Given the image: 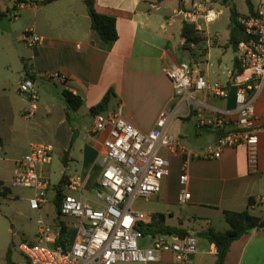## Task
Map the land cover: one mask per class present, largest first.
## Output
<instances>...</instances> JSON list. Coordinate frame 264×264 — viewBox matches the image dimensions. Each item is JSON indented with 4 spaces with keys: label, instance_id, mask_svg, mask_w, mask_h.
Listing matches in <instances>:
<instances>
[{
    "label": "crops",
    "instance_id": "0c3cea01",
    "mask_svg": "<svg viewBox=\"0 0 264 264\" xmlns=\"http://www.w3.org/2000/svg\"><path fill=\"white\" fill-rule=\"evenodd\" d=\"M175 2H171V13H167L166 0H93L96 12L116 20L118 38L106 44L91 28L87 13L90 0H54L50 3L45 0H0V93L6 96L20 94L18 84L25 78L27 67L34 75L35 86L38 82L59 84L82 99L80 108L69 112L66 106L56 104L54 97L47 95L41 104L43 117L40 119L43 120L42 133L47 132L57 141L63 155L67 153L68 164L64 168L69 170L74 166L71 176L63 175L68 180L80 175L85 190H90L100 177L99 172L92 179L106 134L89 135L95 115L92 108L100 104L104 103L100 113L121 105L122 115L142 132L151 131L158 119L165 120L168 131L194 153L217 140V133L198 125L195 107L190 115L184 108L177 110L173 86L164 69L181 62L189 65V60L192 61L190 51H195V47L202 51L194 54L200 60L205 59V68L200 69L202 62H199L198 67L195 65L191 69L200 73L209 84L225 85L233 74L236 51H233L231 68L222 70L219 59L217 71H213L215 65L209 63L210 48H230L226 39L221 43L219 39L204 34L206 42L191 44L189 50H184L183 22L177 12L188 8L193 0ZM28 31L41 38L33 48H27L23 42ZM110 91L112 93L105 100ZM260 94L259 104L258 99L255 103L258 128L264 117V87L258 97ZM192 98L220 110L234 107L233 90L225 100L214 99L205 93L194 94ZM27 106L26 97L19 113L22 114ZM204 115L212 116L209 111ZM53 118L57 119L55 127L51 123ZM85 122L88 126L84 125ZM80 129L85 131L84 137L80 135ZM161 154L169 160L170 173L163 179L161 192L155 198L162 202L165 210L152 214H163L167 225L199 234L207 229L227 230L224 211L247 210L252 216L264 218V130L258 132L255 169L249 168L245 146L225 149L219 159L193 158L185 166L180 157L170 156L164 150ZM51 164L52 161L42 169L47 178ZM77 167L80 174H77ZM183 172L187 176L186 190L190 193V201L180 207L177 194L179 176ZM55 196L54 190L53 205ZM249 198L254 199L251 206L247 202ZM215 225L217 230L213 228ZM215 251L213 245L197 236V252L189 264H214ZM151 264L176 263L172 254L165 253L159 261ZM223 264H264V230L254 228L234 241Z\"/></svg>",
    "mask_w": 264,
    "mask_h": 264
},
{
    "label": "built area",
    "instance_id": "2783aa9c",
    "mask_svg": "<svg viewBox=\"0 0 264 264\" xmlns=\"http://www.w3.org/2000/svg\"><path fill=\"white\" fill-rule=\"evenodd\" d=\"M220 1L193 0L188 8L179 9L177 14L182 22L200 30V22L213 23L221 15V11L214 8ZM252 4L254 15H241L237 19L248 40L237 45L236 60L240 71L232 74L228 83L209 84L185 62L164 69L173 86L177 110L184 108L190 115L195 107L198 125L217 133L216 142L194 153L168 131L163 119H158L151 131L142 132L122 115L121 105L107 113H95L89 135L105 133L106 138L98 157L102 171L89 190L94 195L92 198L84 195L79 177L70 178L66 187L72 194H61L55 216V219L74 221L72 243L67 242L70 226L62 234L58 224L39 219L37 241L21 242L17 246L21 257L17 264H151L165 253L172 254L176 264L190 263L197 252V233L145 236L143 229L153 227L157 217L133 209L132 204L137 199L147 201L161 192L162 181L170 173L169 160L162 156L161 150L180 157L185 166L193 158L219 159L223 150L245 146L249 168H256L258 132L264 130V117L258 128L255 116V103L264 87V0ZM40 41L32 31L23 36L27 48H33ZM231 90L234 91V107L229 110L209 107L192 98L194 94L205 93L225 100ZM18 92L27 97L28 106L22 115L30 120L38 104L34 81L23 78ZM205 111L212 116L206 117ZM53 153L54 146L50 143H30L28 151L14 163L10 184L32 191L28 201L31 210L40 211L46 204L47 193L54 190L42 172L51 163ZM186 183L187 176L183 172L179 176L177 194L180 207L190 201Z\"/></svg>",
    "mask_w": 264,
    "mask_h": 264
},
{
    "label": "rangeland",
    "instance_id": "374dc122",
    "mask_svg": "<svg viewBox=\"0 0 264 264\" xmlns=\"http://www.w3.org/2000/svg\"><path fill=\"white\" fill-rule=\"evenodd\" d=\"M176 0H166L165 8L167 13H171V2ZM253 3L256 0H252ZM231 3L235 6L239 16L248 13L246 0H231ZM216 10L221 11V15L213 23L204 24L200 22V30L210 38H217L222 43L225 39L228 40V27H229V8L223 4L221 0L218 5L214 6ZM213 45V44H211ZM195 51H190L192 61L189 59V65L191 68L196 65L198 67L199 62H202L200 69L205 68V59L201 60L196 57L195 54L202 53L201 49L193 48ZM195 52V54H194ZM186 55L190 58V54ZM221 59V69L226 71L232 67L234 60V52L231 48L225 49L221 46H212L210 48L209 63L214 64L213 71H217V60ZM63 87L59 84L50 82H38L36 85V91L40 101L37 104L36 116L30 120L24 119L23 115L19 113V108L23 106V100L26 99L24 94H9L6 96L0 93V192H3L5 196L0 194V264H7V254L9 252V262L11 264H17L20 262L21 257L17 251V246L21 242H36L37 241V221L43 219L45 222L52 224L56 210L53 205L54 190L52 189L47 193L46 204L42 205L40 211L31 210L29 207V199L32 196V191L28 189L12 187L10 184L12 173L13 161L20 159L28 151L30 143H51L55 147L52 164L49 166L48 180L51 186L59 184L63 174L71 176L73 174L74 166L71 169L66 170L62 164L63 153L61 147L57 145V141L49 134L42 133L41 131V104L45 100L46 96H53L55 103L60 106H65V102L62 96ZM261 99L258 97V104ZM10 104V107H9ZM257 105V104H256ZM260 110L262 107H259ZM52 125H57V119L51 120ZM85 126L88 123L85 122ZM75 131V130H74ZM80 135L85 136V131L80 129ZM93 137V136H92ZM78 172L80 174V169ZM94 174L92 179L101 173L102 168L99 162L94 164ZM80 177V175H76ZM90 184V183H89ZM89 189L90 186H87ZM65 194H72L66 187L63 188ZM76 196L75 193H73ZM84 195L88 198H92L94 193L84 189ZM156 196L145 201L144 199H137L133 202L132 208L145 213H154L156 211H164L165 206ZM171 210V208H170ZM168 223L171 224V219L168 218ZM64 221L71 227L67 235V242L69 244L73 241V225L74 221L71 219H64ZM217 230V225L213 227Z\"/></svg>",
    "mask_w": 264,
    "mask_h": 264
},
{
    "label": "trees",
    "instance_id": "16d2710c",
    "mask_svg": "<svg viewBox=\"0 0 264 264\" xmlns=\"http://www.w3.org/2000/svg\"><path fill=\"white\" fill-rule=\"evenodd\" d=\"M54 0H45V3H50ZM162 1V0H158ZM223 4L227 5L229 8V27H228V41L227 45L232 49V51H236L237 45L240 42H245L248 40L247 36L244 34L242 26L238 23L237 19L239 14L236 11L235 6L231 3V0H223ZM247 10L249 15H254V6L251 0H246ZM87 13L89 15L91 21V28L95 31L100 39L108 44L117 40V30H116V20L114 17L100 14L95 11L93 7V0H90V5L87 9ZM245 14V15H247ZM181 37L184 40L183 49L189 50L188 46L191 44L197 45L200 43L206 42V37L204 33L196 29L193 25L183 22L181 27ZM240 69L237 63V60H234V68L233 74L239 73ZM25 78H30L34 81V75L30 73V70L25 67ZM58 78H62L59 77ZM112 93L110 91L108 95L105 97V100H108V96ZM63 98L65 102V106L67 111L75 112L82 105V99L79 96L73 95L67 90H64ZM104 109V103L100 104L94 108L92 111L94 113H100ZM62 164L64 167H67L68 157L67 153H65L62 157ZM68 184V177L63 175L60 179L58 185L54 186V190L56 192L55 196V209L56 212L59 210L60 202H61V194L63 188ZM1 196H5L3 192H0ZM248 205L251 206L254 203V199L249 198L247 200ZM157 217V222L151 228L143 229V234L154 236L155 234H173L178 236H183L186 232L181 231L179 228L171 227L166 224L165 217L163 214H155ZM223 218L226 224L228 225V229L225 231H215L213 229H207L205 231L200 232L197 236L208 241L209 244L215 247V263L214 264H223L224 259L227 255L230 245L239 240L243 235H245L248 231L254 228H260L264 230V218H259L252 216L248 213L247 210L242 212H233V211H224ZM58 224L62 228V234L65 233L66 227L70 224L66 223L64 220L60 218H56L53 221ZM7 264H11L9 262V252L7 254Z\"/></svg>",
    "mask_w": 264,
    "mask_h": 264
}]
</instances>
